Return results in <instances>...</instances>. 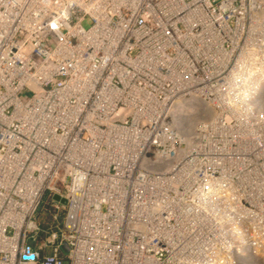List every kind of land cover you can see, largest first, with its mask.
<instances>
[{"label": "built area", "instance_id": "obj_1", "mask_svg": "<svg viewBox=\"0 0 264 264\" xmlns=\"http://www.w3.org/2000/svg\"><path fill=\"white\" fill-rule=\"evenodd\" d=\"M0 264H264V0H0Z\"/></svg>", "mask_w": 264, "mask_h": 264}, {"label": "rangeland", "instance_id": "obj_2", "mask_svg": "<svg viewBox=\"0 0 264 264\" xmlns=\"http://www.w3.org/2000/svg\"><path fill=\"white\" fill-rule=\"evenodd\" d=\"M41 220H42V221L44 220V215H43V214L41 215ZM65 250H66V251L68 250L67 246L65 247Z\"/></svg>", "mask_w": 264, "mask_h": 264}, {"label": "water", "instance_id": "obj_3", "mask_svg": "<svg viewBox=\"0 0 264 264\" xmlns=\"http://www.w3.org/2000/svg\"><path fill=\"white\" fill-rule=\"evenodd\" d=\"M56 198H58V195H55ZM63 200V199H62Z\"/></svg>", "mask_w": 264, "mask_h": 264}]
</instances>
